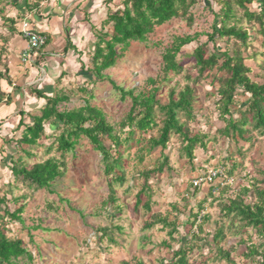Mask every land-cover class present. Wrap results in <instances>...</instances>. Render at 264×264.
I'll return each instance as SVG.
<instances>
[{
	"label": "rangeland",
	"instance_id": "obj_1",
	"mask_svg": "<svg viewBox=\"0 0 264 264\" xmlns=\"http://www.w3.org/2000/svg\"><path fill=\"white\" fill-rule=\"evenodd\" d=\"M19 1L23 4L22 0ZM209 1L208 4L206 0H200L192 6L189 12L193 16L191 24L183 17L173 18L156 27L146 41L132 42L116 65L104 71L108 79L99 80L92 73L83 75L81 71H66L63 79L58 78L52 83L55 92L69 95V100L59 104V110H71L89 102L103 110L107 120L120 132V123L126 118L132 100L130 96L122 98L119 87L133 89L136 94H148L158 86L161 88L159 98L163 104L167 103L169 90L172 87L180 90L189 81L186 76L197 73L192 53L207 40V34L213 32V25L221 19L217 12L223 0ZM12 3V0L0 2V8H3L0 14L2 72L10 69L12 40L20 38V25L24 19L29 20L26 18L29 10L17 13L18 8ZM121 5L122 0H112L109 5L104 2V16H107L109 6L115 9ZM250 7L258 11L259 5L255 3ZM237 14L243 17L239 9ZM84 21L94 25L91 18ZM99 21L95 20L97 31L103 20ZM241 25L250 33L249 46L244 49L245 63L251 68V78L258 81L263 72L264 38L258 32L257 23L242 18ZM105 28L107 30L110 26ZM95 34L93 30L90 43L87 41L86 48L77 52V60L85 64V70L92 68ZM186 35L196 36V39L178 54L177 60L183 71L180 74L171 72L168 82L163 79V55L176 37ZM229 42L218 38L216 46L230 48L232 43ZM209 46L212 50L213 43ZM212 73L224 74L216 69ZM6 77L11 83L15 74L12 78L8 74ZM150 78L155 79L156 84H151ZM212 79L206 78L194 86L196 116L188 128L192 134L204 135L206 144V148L199 145L195 150L194 164L182 148L184 144L179 135H172L165 150L161 147L150 150L148 141L159 135V127L147 133L137 131L131 147L124 151L126 182L116 185L115 203L109 199L110 179L104 172L102 154L86 137H82L64 157L58 151L56 141L61 129L54 132L49 124L45 125V134L37 146L22 144L20 137L13 139L11 144L18 146L13 156L15 162L21 158L30 168L34 163L57 157L66 164L63 177L50 188L29 187L23 181H14L13 177L7 188L0 183V198H6L4 204L12 211L20 206L24 208L22 220L9 222L6 233L12 239H22L32 254V258L23 256L14 264H169L180 248H185L188 264H260L264 258L262 255L247 254L252 246L263 251L264 236L245 226L240 218L225 216L221 202L235 198L244 187L249 189L244 195L247 202L255 201L256 187L264 190V135L254 133L251 142H244L223 134L225 122L215 104L218 84L211 83ZM247 97L243 94L237 96V104L233 106L235 118H239V104ZM105 144L110 146V141L106 139ZM163 155L168 157V162L159 172L158 167L165 161ZM11 164H8L9 168ZM218 167L224 168L225 185H218L220 181H217L215 194L208 185L193 187L191 180L197 173L204 176L210 169ZM146 180L150 186L147 192L151 197V212L141 205L136 206L137 194ZM148 198L143 195L144 200ZM154 214L167 217L175 224L176 231L171 234V227L157 223L149 226V222L156 219L152 218ZM219 230H223V237L215 241L214 236ZM227 253L230 259L226 257Z\"/></svg>",
	"mask_w": 264,
	"mask_h": 264
},
{
	"label": "trees",
	"instance_id": "obj_2",
	"mask_svg": "<svg viewBox=\"0 0 264 264\" xmlns=\"http://www.w3.org/2000/svg\"><path fill=\"white\" fill-rule=\"evenodd\" d=\"M12 1V4L16 5L17 8H24L29 11L37 8L41 2V0H34V3H29V0H22L23 4H20L19 0ZM199 1L122 0V5L117 6L115 9L109 6L107 16L103 20L99 31L94 25L91 26L97 39L93 45L92 68L85 70V64L83 63L82 74L89 75L92 73L99 80L108 79L104 71L116 65L117 61L125 55L132 42L146 41L149 34L156 27L173 18L183 17L191 24L193 16L192 14L189 15L190 9ZM206 1L209 4L210 1ZM104 2L109 5L112 0H105ZM255 3L259 5L258 11L250 7ZM237 9L243 12V17L238 16ZM2 11L3 8H0V14H2ZM217 15L221 17L218 20L219 23L216 22L213 25V32L207 34V40L200 43L192 53L197 73L195 75L188 74L186 77L189 81L180 90L172 87L168 93L167 103L163 104L159 98L161 88L158 86H154L152 92L148 94H136L133 89L126 90L119 87L122 98L125 99L130 96L132 104L126 118L120 123V132H118L116 126L107 120L103 110L97 106L86 102L81 107L61 111L58 106L61 102L69 100V95L55 92L53 86L41 90L35 89L36 95L45 98L46 103L41 109V114L33 117L31 124H25V130L20 138L21 143L37 146L45 134V125L49 124L54 132L61 129L56 141L57 149L64 157L65 153L75 148L82 137H86L94 149L102 154L104 172L107 178L110 179L108 181L109 199L112 203H115L117 201L116 185H123L126 182L124 151L131 147L137 131L147 133L159 127V135L151 137L148 141L150 150L158 147L165 150L172 135H179L184 144L182 148L192 165L195 161L194 152L198 146L206 148L205 136L192 134L188 128L189 123L196 116L194 112L196 89L194 86L201 80L212 77L211 83L216 82L218 84V99L215 104L220 117L225 122L223 128L225 136L231 135L235 141L240 139L244 142H251L254 133L263 136L264 64L261 67L263 72L260 80L252 79L250 76L251 68L245 63L247 56L244 53V49L249 46L250 33L242 27L241 21L242 18H245L250 23H257L258 32L264 38V0H223ZM5 19L6 21H13L9 18ZM106 26H110V28L106 30ZM218 38H225L226 41H230V44L232 43V46L225 49L216 46ZM195 39L196 36L191 35L175 38L172 46L163 55V79L169 82L171 72L180 74L183 71L182 64L177 60V56L184 46L192 43ZM210 43H213L212 50L209 46ZM214 69L219 73L224 72V74L221 76L213 74ZM190 80L193 82L191 83ZM149 82L156 84V80L153 78H150ZM239 94L248 95V97L239 104V118H235L233 106L237 104ZM4 95L5 93L0 88V103L10 101V98ZM23 124L21 122L20 125ZM106 139L110 141V146L105 144ZM124 144H126V148H123ZM113 149H115V153H113ZM163 157L165 161L158 167L159 172L164 170L165 163L168 162V157L165 155ZM16 160L15 162V159L12 158L11 162L14 181H23L29 187L50 188L65 173L66 164L61 158L50 157L42 162L34 163L30 168L24 164L23 159L18 158ZM149 174H147L146 179ZM149 188L150 186L146 180L136 198V206H143L147 212L152 211L150 193L147 192ZM254 191L255 201H246L244 195L248 194L249 189L244 187L235 198L221 202V211L225 216L233 215L240 218L245 226L256 229L258 233L264 236V190L256 187ZM143 195L149 196V198L144 200ZM5 201V197L1 198L0 204L5 203ZM23 209V206H20L12 211L10 206H5L4 210L0 211V264H14L16 260L23 256L32 258V254L24 246L22 239H12L6 233L9 222L22 220ZM196 217L197 215H195ZM152 218L153 220L149 222V226L157 223L162 224L163 227H171V234L176 231L175 224L170 222L167 217H157L154 214ZM221 237H223V230H219L214 239L217 241ZM253 254L264 257V247L261 252L256 246L248 248L247 255ZM226 257L230 259L229 253ZM169 264H188L185 248L176 251ZM260 264H264V258Z\"/></svg>",
	"mask_w": 264,
	"mask_h": 264
},
{
	"label": "crops",
	"instance_id": "obj_3",
	"mask_svg": "<svg viewBox=\"0 0 264 264\" xmlns=\"http://www.w3.org/2000/svg\"><path fill=\"white\" fill-rule=\"evenodd\" d=\"M104 1L41 0L40 9L28 11L26 18L29 17L32 29L47 36V42L38 54L33 55L27 62L21 61L27 40L22 34L19 35L20 38L12 40L13 59L8 65L10 69H4V72L0 69V74L3 75L0 76V88L10 98L8 103L0 104V124H3L0 125V183H3L4 188H7L6 185H10L12 177L14 178L8 164L12 162L18 146L11 143L13 139L22 137L25 124H31L33 117L41 114V109L46 103V99L38 97L34 90L54 87L52 83L58 78L63 79L66 71L82 70L83 62L77 60V52L84 50L88 42L90 43L92 33L90 23L84 20L91 18L94 25L97 24L95 20H104ZM29 3H32L31 0ZM23 9L18 8L17 13ZM7 74L10 78L15 74L14 81L10 83ZM29 89L33 93L28 91ZM21 122L24 124L20 125ZM3 204H0V211L6 206Z\"/></svg>",
	"mask_w": 264,
	"mask_h": 264
},
{
	"label": "built area",
	"instance_id": "obj_4",
	"mask_svg": "<svg viewBox=\"0 0 264 264\" xmlns=\"http://www.w3.org/2000/svg\"><path fill=\"white\" fill-rule=\"evenodd\" d=\"M21 33L22 36L27 40V46L21 54L22 62H27L33 58V55H37L39 50L46 44L47 36L32 29L30 22L27 19H24L21 23ZM224 168H212L204 176L200 174L195 175L191 182L195 188L199 186L208 185L211 192L215 194L217 191L218 185H225L224 180ZM220 181V184L214 187V184Z\"/></svg>",
	"mask_w": 264,
	"mask_h": 264
}]
</instances>
